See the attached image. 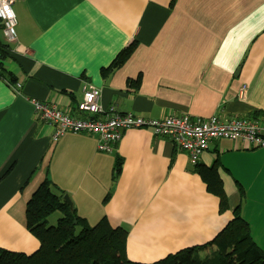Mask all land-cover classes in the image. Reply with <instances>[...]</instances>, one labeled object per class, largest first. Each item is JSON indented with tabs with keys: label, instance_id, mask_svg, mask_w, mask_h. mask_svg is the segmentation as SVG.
<instances>
[{
	"label": "crops",
	"instance_id": "crops-1",
	"mask_svg": "<svg viewBox=\"0 0 264 264\" xmlns=\"http://www.w3.org/2000/svg\"><path fill=\"white\" fill-rule=\"evenodd\" d=\"M14 9L17 40L5 67L23 87L18 95L0 79V248H40L26 209L50 179L94 228L106 217L127 229L136 263L210 243L238 206L264 250V147L223 138L200 157L197 165L218 169L229 205L221 212L187 151L150 128L125 129L111 151H100L86 133L55 140L29 102L81 116L78 103L92 85L100 118L112 107L156 119L247 117L264 135V0H17ZM133 41L130 58L110 70Z\"/></svg>",
	"mask_w": 264,
	"mask_h": 264
},
{
	"label": "trees",
	"instance_id": "trees-1",
	"mask_svg": "<svg viewBox=\"0 0 264 264\" xmlns=\"http://www.w3.org/2000/svg\"><path fill=\"white\" fill-rule=\"evenodd\" d=\"M137 41L128 45L116 58L113 68L125 63L137 48ZM10 45L2 37L0 22V79L17 82L7 70L5 61L10 58ZM139 82L138 80H135ZM130 80L129 83H136ZM121 158L118 157L113 179L120 174ZM195 171L205 182L208 191L220 199V211L229 207L228 196L216 166L196 165ZM241 194L245 191L240 187ZM107 200V199H105ZM55 213L57 223L50 222ZM27 228L40 241V248L33 254L0 248V264H143L131 261L126 253L128 231L113 227L103 217L97 228L77 215L76 210L64 200L55 184L46 179L27 204ZM208 245L214 248L203 256ZM150 264H264V250L253 240L248 222L241 208L234 211L233 219L208 244L188 247Z\"/></svg>",
	"mask_w": 264,
	"mask_h": 264
},
{
	"label": "built area",
	"instance_id": "built-area-1",
	"mask_svg": "<svg viewBox=\"0 0 264 264\" xmlns=\"http://www.w3.org/2000/svg\"><path fill=\"white\" fill-rule=\"evenodd\" d=\"M17 0H0V22L5 40H17ZM8 85L18 95L22 94V83ZM100 90L95 86L84 88V97L77 109L81 116H74L58 108L56 104L31 98L34 111L40 118L54 126L53 138L57 140L66 133H86L97 138V149L111 151L129 128H150L154 135L172 141L179 149L187 151L192 165L199 163L202 154L211 143L219 139L242 140L254 147H264V135L259 123L252 118L222 119L218 114L209 117H192L189 114H171L159 119L146 118L134 113H121L114 107L104 118L100 105Z\"/></svg>",
	"mask_w": 264,
	"mask_h": 264
},
{
	"label": "rangeland",
	"instance_id": "rangeland-1",
	"mask_svg": "<svg viewBox=\"0 0 264 264\" xmlns=\"http://www.w3.org/2000/svg\"><path fill=\"white\" fill-rule=\"evenodd\" d=\"M58 216H59L58 213H55L54 215H52L50 218V222L53 224H56L57 223L56 219L58 218ZM205 254H207V253L202 251V255H205Z\"/></svg>",
	"mask_w": 264,
	"mask_h": 264
},
{
	"label": "water",
	"instance_id": "water-1",
	"mask_svg": "<svg viewBox=\"0 0 264 264\" xmlns=\"http://www.w3.org/2000/svg\"><path fill=\"white\" fill-rule=\"evenodd\" d=\"M64 198H65V200H67V199H68L66 196H65Z\"/></svg>",
	"mask_w": 264,
	"mask_h": 264
}]
</instances>
